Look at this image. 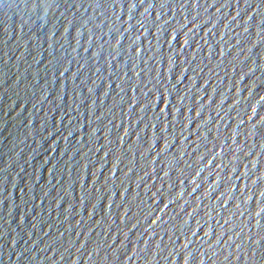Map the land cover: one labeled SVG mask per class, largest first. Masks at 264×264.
Here are the masks:
<instances>
[{"label": "water", "instance_id": "95a60500", "mask_svg": "<svg viewBox=\"0 0 264 264\" xmlns=\"http://www.w3.org/2000/svg\"><path fill=\"white\" fill-rule=\"evenodd\" d=\"M0 264H264V0H0Z\"/></svg>", "mask_w": 264, "mask_h": 264}]
</instances>
